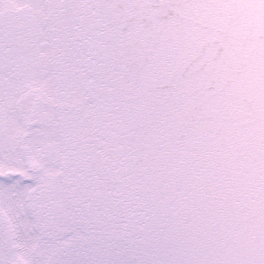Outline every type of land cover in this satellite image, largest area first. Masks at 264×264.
<instances>
[{
	"label": "snow or ice",
	"instance_id": "6c2138e0",
	"mask_svg": "<svg viewBox=\"0 0 264 264\" xmlns=\"http://www.w3.org/2000/svg\"><path fill=\"white\" fill-rule=\"evenodd\" d=\"M0 264H264V0H0Z\"/></svg>",
	"mask_w": 264,
	"mask_h": 264
}]
</instances>
